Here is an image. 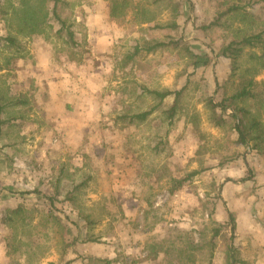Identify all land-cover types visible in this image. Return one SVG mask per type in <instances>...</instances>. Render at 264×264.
<instances>
[{
    "label": "rangeland",
    "instance_id": "374dc122",
    "mask_svg": "<svg viewBox=\"0 0 264 264\" xmlns=\"http://www.w3.org/2000/svg\"><path fill=\"white\" fill-rule=\"evenodd\" d=\"M10 1L16 0H0L1 104L15 97L0 114V242L6 248L3 236L10 233L16 243L28 244L2 264H95V258L112 264H182L176 246L192 249L196 264H229L230 246L234 264L263 260L264 155L237 142L229 117L225 125H213L203 100L218 99L216 84L229 74V60L218 59L212 49L246 32L249 13L264 23V0H173L170 6L141 0L156 15L146 23L128 10L110 16L111 0H59L57 14L72 24L77 47L59 32L48 0L47 22L34 24L29 36H18V51L2 40L10 27L2 7ZM174 22L177 27L171 28ZM169 40H178V46L147 50ZM186 47L208 63L193 69ZM187 79V112L171 127L160 112L173 96L143 123L126 126L117 120L118 114L148 110L154 103L133 92L135 83L175 91ZM192 114L199 133L188 123ZM62 164L69 177L65 173L58 200L34 194L36 187L53 191ZM199 169L169 193L172 179ZM85 174L91 179L73 210L63 201L64 192ZM16 206L36 209L32 226L3 229L4 210ZM227 209L235 216L234 232ZM79 215L94 221L90 231ZM154 243L159 257L148 259Z\"/></svg>",
    "mask_w": 264,
    "mask_h": 264
},
{
    "label": "trees",
    "instance_id": "16d2710c",
    "mask_svg": "<svg viewBox=\"0 0 264 264\" xmlns=\"http://www.w3.org/2000/svg\"><path fill=\"white\" fill-rule=\"evenodd\" d=\"M48 2V0H16L15 2L10 1L6 7H2V14L5 16L4 18H6V21L10 23V27L8 26L9 35L2 40H4L9 47H14V49L18 51L20 49L18 36H29L32 34L34 24H37V22L41 24L47 22ZM52 2V7H49V9L51 16L60 24L59 32L64 31L66 33L67 42L71 43V46L77 47V37L72 29V24H66L57 14V4L59 0H52ZM159 2H166V5L170 6L173 0H154L152 4H157ZM238 8L239 7L236 6V10H238ZM126 10L130 11L131 15L134 16L136 20L140 19L141 23L151 22L156 18V15L152 13L150 8L146 6L145 3H142L141 0H111L110 16L119 17L125 15ZM243 13H246V10ZM248 17L250 18V27L246 32L242 34L236 32L232 38L223 43L218 51L212 49V52L216 53L218 59L229 60V74L223 80V83L216 84L214 93L218 95V99H215L211 95L205 97L203 102L206 109H208L209 120L213 125L221 127L227 123L226 116L229 117L234 120L233 129L237 134V142L241 145L249 146L252 151L264 155V79L260 81L257 79L264 73V23L261 22L259 18H253V14L249 13ZM11 22L15 23L16 29L11 28ZM170 26L171 28H176L177 23L174 22ZM15 32L16 34H14ZM171 44L178 46V40L155 42L147 50L153 51L158 47H167ZM137 51L138 49H136V52ZM184 51L193 69H196L200 63H208L206 56L195 54L189 47H186ZM134 56L135 53L126 56L124 60L118 63L119 68H125V66L133 60ZM189 82L190 81L187 79L185 85L181 89L175 91L169 89H150L145 84L135 83L133 92H139V95H137L138 97L145 99L151 98L154 103L148 110L118 114L117 120L124 123L126 126H134L135 124L138 125L143 123L151 114L159 110L167 98L173 96V102L170 107L160 112L164 116V119L168 121V127H171L176 118H179V116L187 112L183 99L185 92L188 90ZM14 98L15 97H9V99L6 100V105L5 103L1 104L3 100L0 98V114L4 107L13 104L12 99ZM196 116L197 114H192L188 123L191 124L195 132L199 133L200 128ZM203 136L204 134L201 133V137ZM65 169V165L62 164L58 172L57 181L51 185L53 190L51 193L45 194L39 187L34 188L33 193L44 196L51 203L58 200L63 184L62 182L65 180V173L67 174ZM201 171L202 169L193 170L187 173L182 179H172V186L169 189V193L174 194L176 190L181 189L185 182H189ZM67 176L69 177L68 174ZM90 179V175L85 174L81 181L70 183L68 189L65 190L63 201L67 202L71 209L76 210L78 208V197L84 192ZM221 187L222 185L219 186V189ZM221 198L222 196L219 194L216 200L220 201L222 200ZM35 211L36 209L34 207L29 209L23 206H16L4 210V216L1 219L3 229L9 230L14 228L17 230L19 226L31 227L34 221ZM227 214L230 231L234 232L236 228L235 216L228 209ZM79 216L81 219L88 221V231H90L94 221L89 220V215ZM58 223L61 224L60 219H58ZM219 230L220 227L214 230V236L219 234ZM3 238L5 239V252L8 258H11L14 253L22 250L24 245L28 244L22 240H18L16 243V237H11L10 233H6ZM61 240L64 242L65 247L70 246V243H65L63 237ZM89 240V238H86L85 241ZM208 244L210 246L209 249H211V259L215 247L212 238ZM157 245L158 244L154 243L149 246L148 259L150 257L153 259L159 257L160 251H157ZM175 252L177 260L182 264H196V256L192 249L187 250L185 247L176 246ZM233 253L234 249L230 246L227 250V254L230 262L234 264L236 260L233 257ZM93 262L95 264H112L113 260L95 258ZM166 262L167 264H174L173 260H166ZM162 263L163 261L158 264Z\"/></svg>",
    "mask_w": 264,
    "mask_h": 264
},
{
    "label": "crops",
    "instance_id": "0c3cea01",
    "mask_svg": "<svg viewBox=\"0 0 264 264\" xmlns=\"http://www.w3.org/2000/svg\"><path fill=\"white\" fill-rule=\"evenodd\" d=\"M6 258V253H5V247L2 242H0V264L3 263V260ZM258 264H264V258L261 261H258Z\"/></svg>",
    "mask_w": 264,
    "mask_h": 264
}]
</instances>
